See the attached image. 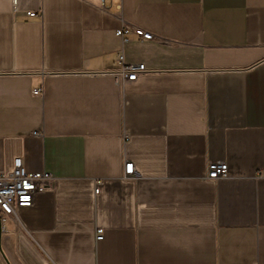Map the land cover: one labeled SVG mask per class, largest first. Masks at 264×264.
I'll return each instance as SVG.
<instances>
[{"label": "crops", "instance_id": "1", "mask_svg": "<svg viewBox=\"0 0 264 264\" xmlns=\"http://www.w3.org/2000/svg\"><path fill=\"white\" fill-rule=\"evenodd\" d=\"M103 5L0 0V169L54 178L0 221V264H264V0Z\"/></svg>", "mask_w": 264, "mask_h": 264}, {"label": "built area", "instance_id": "2", "mask_svg": "<svg viewBox=\"0 0 264 264\" xmlns=\"http://www.w3.org/2000/svg\"><path fill=\"white\" fill-rule=\"evenodd\" d=\"M105 7V0H103ZM30 16H35V11H28ZM123 44L131 41L133 37L139 40H153L155 35L141 27L128 23L116 30ZM118 69L113 73L118 84L126 81L138 80L144 72V63L128 62L123 54L118 57ZM35 96L42 95L41 88L33 90ZM34 134H39L34 132ZM134 163L126 162L125 172L127 175L134 174ZM229 172V165L225 160H214L208 165V179L218 180L225 177ZM53 175L47 170H28L23 158L16 157L11 167L0 169V221L3 223L8 217H16L17 210L21 207L32 206L38 195L44 193L53 181ZM105 238L104 228H96V240Z\"/></svg>", "mask_w": 264, "mask_h": 264}]
</instances>
